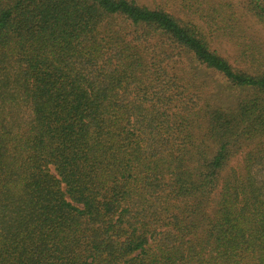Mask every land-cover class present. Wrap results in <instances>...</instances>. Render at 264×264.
I'll return each instance as SVG.
<instances>
[{"label":"trees","instance_id":"obj_1","mask_svg":"<svg viewBox=\"0 0 264 264\" xmlns=\"http://www.w3.org/2000/svg\"><path fill=\"white\" fill-rule=\"evenodd\" d=\"M0 264H264V0H0Z\"/></svg>","mask_w":264,"mask_h":264}]
</instances>
